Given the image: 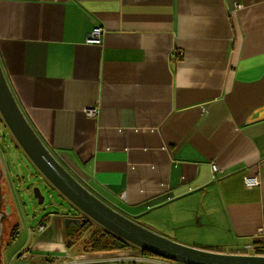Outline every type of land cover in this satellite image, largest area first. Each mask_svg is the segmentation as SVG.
Listing matches in <instances>:
<instances>
[{"label": "crops", "instance_id": "1", "mask_svg": "<svg viewBox=\"0 0 264 264\" xmlns=\"http://www.w3.org/2000/svg\"><path fill=\"white\" fill-rule=\"evenodd\" d=\"M0 61L100 196L182 244L264 254V0H0ZM63 216L17 256L66 251Z\"/></svg>", "mask_w": 264, "mask_h": 264}, {"label": "water", "instance_id": "2", "mask_svg": "<svg viewBox=\"0 0 264 264\" xmlns=\"http://www.w3.org/2000/svg\"><path fill=\"white\" fill-rule=\"evenodd\" d=\"M8 82L0 61L1 121L39 172L84 215L64 217V228L76 231L91 220L140 250L181 264H264V254L225 253L188 246L140 225L136 221L138 215L122 211L68 169L36 132ZM32 193L38 204H42L44 197L39 188L33 187ZM1 218L0 211V236Z\"/></svg>", "mask_w": 264, "mask_h": 264}, {"label": "rangeland", "instance_id": "3", "mask_svg": "<svg viewBox=\"0 0 264 264\" xmlns=\"http://www.w3.org/2000/svg\"><path fill=\"white\" fill-rule=\"evenodd\" d=\"M33 187H38L43 195L42 204H38L34 198ZM0 192L3 213L2 234L0 236V264H58L60 260H63L65 252L63 246H59V248L55 246L49 251L40 249V255L32 256L22 253L17 256L18 251L25 249L31 244L33 237L39 235L40 231H37L36 228L40 221L46 223L49 217L57 214L76 215L77 208L73 207L32 164L2 121L0 122ZM154 215L153 212L143 213L137 218V221L139 223L144 221V224L140 223V225L150 229L145 226L147 225L145 223L154 222L155 220L161 222L158 220L159 217H154ZM16 224L18 225L16 237L10 239V234L13 233L11 229ZM92 227L94 228L95 225L92 224V226L86 228L87 230L83 229L81 231L79 238L73 242L72 246L68 248L69 250L67 249L70 255H76L75 252L81 251L88 236V229ZM29 228H33L34 231L30 232ZM137 249V246H131L127 250L135 251ZM15 253L16 256L13 257Z\"/></svg>", "mask_w": 264, "mask_h": 264}, {"label": "built area", "instance_id": "4", "mask_svg": "<svg viewBox=\"0 0 264 264\" xmlns=\"http://www.w3.org/2000/svg\"><path fill=\"white\" fill-rule=\"evenodd\" d=\"M101 32V27H94L87 35L86 41L98 43L100 41ZM86 114L88 117H93L95 108H89L86 110ZM245 183L246 185H256L257 181L255 178L246 177ZM43 229L44 226L42 224L38 225L36 228L37 231H42ZM29 231L33 232L34 230L33 228H29ZM249 247L250 245L246 246V249ZM64 258L65 262L62 264H175L159 257L145 256L139 248L135 251H128L127 249L110 250L92 257L70 255L69 251L66 250L64 252Z\"/></svg>", "mask_w": 264, "mask_h": 264}, {"label": "trees", "instance_id": "5", "mask_svg": "<svg viewBox=\"0 0 264 264\" xmlns=\"http://www.w3.org/2000/svg\"><path fill=\"white\" fill-rule=\"evenodd\" d=\"M2 203V202H1ZM1 208V207H0ZM2 210V209H1ZM95 225L93 228H89L88 236L86 241L84 242L81 251L82 252H101V251H110V250H126L132 245L131 243L123 240L117 235L113 234L109 230L105 229L101 225L93 222L91 220H87L85 224L74 231L72 228H64V245L68 249L72 246L73 242L79 238L81 231L83 229ZM97 227V228H96ZM14 229V231H13ZM18 230V225H13L10 234V239H14L16 237ZM142 254L150 257H158L146 250H142Z\"/></svg>", "mask_w": 264, "mask_h": 264}, {"label": "flooded vegetation", "instance_id": "6", "mask_svg": "<svg viewBox=\"0 0 264 264\" xmlns=\"http://www.w3.org/2000/svg\"><path fill=\"white\" fill-rule=\"evenodd\" d=\"M1 120V119H0ZM1 122V121H0ZM1 202H2V197H1V192H0V207H1ZM71 204V203H70ZM72 205V204H71ZM73 206V205H72ZM74 207V206H73ZM0 211L2 212V210H1V208H0ZM2 216H3V213H2ZM64 217H79V218H81V217H84V215L80 212V211H78L77 210V213H76V215H71V214H65V216H63V218ZM1 222H2V218H1ZM85 224V223H84Z\"/></svg>", "mask_w": 264, "mask_h": 264}]
</instances>
